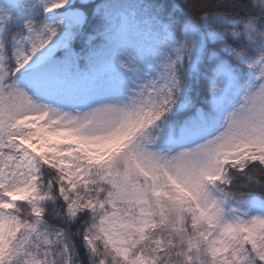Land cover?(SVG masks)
<instances>
[{
  "label": "snow or ice",
  "instance_id": "6c2138e0",
  "mask_svg": "<svg viewBox=\"0 0 264 264\" xmlns=\"http://www.w3.org/2000/svg\"><path fill=\"white\" fill-rule=\"evenodd\" d=\"M0 264H264V0H0Z\"/></svg>",
  "mask_w": 264,
  "mask_h": 264
},
{
  "label": "trees",
  "instance_id": "16d2710c",
  "mask_svg": "<svg viewBox=\"0 0 264 264\" xmlns=\"http://www.w3.org/2000/svg\"><path fill=\"white\" fill-rule=\"evenodd\" d=\"M200 2H201L202 4H208V3L211 2V0H200Z\"/></svg>",
  "mask_w": 264,
  "mask_h": 264
}]
</instances>
